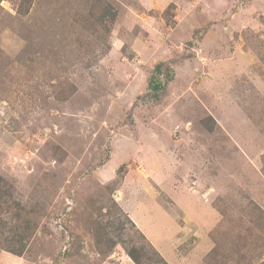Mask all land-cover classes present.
I'll return each mask as SVG.
<instances>
[{"label": "rangeland", "instance_id": "1", "mask_svg": "<svg viewBox=\"0 0 264 264\" xmlns=\"http://www.w3.org/2000/svg\"><path fill=\"white\" fill-rule=\"evenodd\" d=\"M0 177V264H264V0H0Z\"/></svg>", "mask_w": 264, "mask_h": 264}, {"label": "trees", "instance_id": "2", "mask_svg": "<svg viewBox=\"0 0 264 264\" xmlns=\"http://www.w3.org/2000/svg\"><path fill=\"white\" fill-rule=\"evenodd\" d=\"M110 14H112L111 12H109ZM116 18V15L111 16V20L114 21ZM162 67L163 64H159L157 66V68L159 69V67ZM159 85L157 84L156 86L154 84H152V89H158ZM7 192V185L3 182V178L0 177V197L4 196L3 193ZM143 236H145L143 234ZM20 244L22 245V241L20 242ZM23 249V248H22ZM22 249H14L15 251H21ZM128 255L130 256V258L135 262V264H142L143 263V258L147 256V247L145 245H142L139 247V245H133L131 247H128ZM13 251V252H15ZM149 251H152V248L149 249ZM153 251L156 252V255L158 257V264H169L168 262H166V260L163 257H160V254L156 251V248H153ZM157 260V259H156ZM165 260V261H164Z\"/></svg>", "mask_w": 264, "mask_h": 264}, {"label": "crops", "instance_id": "3", "mask_svg": "<svg viewBox=\"0 0 264 264\" xmlns=\"http://www.w3.org/2000/svg\"><path fill=\"white\" fill-rule=\"evenodd\" d=\"M196 201H198V199H197ZM175 257H176V256H175ZM167 260H168L169 263L171 262L170 257H168ZM183 260H187V258H184ZM166 262H167V261H166Z\"/></svg>", "mask_w": 264, "mask_h": 264}]
</instances>
